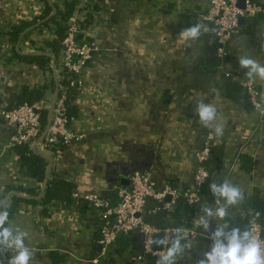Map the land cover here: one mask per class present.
I'll return each instance as SVG.
<instances>
[{
	"label": "crops",
	"instance_id": "1",
	"mask_svg": "<svg viewBox=\"0 0 264 264\" xmlns=\"http://www.w3.org/2000/svg\"><path fill=\"white\" fill-rule=\"evenodd\" d=\"M257 1L264 6V0ZM45 2L51 10L35 21ZM55 2L0 0V108L13 106L23 86L31 89L43 83L47 87L37 101L48 111L61 71V51L52 67L53 52L40 50L35 41L51 36L52 28L39 34L34 28L54 13ZM89 4L93 17L83 28L98 50L80 76L82 88L69 119L83 139L50 155L37 151L46 160L38 179L20 168L14 149L4 148L13 127L0 114V209L11 208L6 209L7 226L25 233V244L33 252L29 264H108L107 253L114 244L103 250V216L82 196L99 194L115 203L118 189L128 185L136 169L149 171L156 187L167 184L183 192L192 186L196 155L209 138L222 145L215 183L227 181L243 194L235 205L225 206V217L243 216L244 196L254 189L264 193V122L227 94L230 83L240 84L248 77L238 63L241 57L264 64V16L252 18L250 24L244 21L246 26L230 38L226 57L221 58L215 24L201 19L206 0H110L109 5L91 0ZM21 22L29 26L15 38L9 30ZM193 24L202 25L200 35L182 40L180 32ZM42 53L50 56L47 70L18 58ZM249 79L264 100V79ZM201 102L215 108L207 125L196 115ZM217 126L222 128L219 135ZM243 154L253 160L249 171L240 167ZM52 177L68 188L43 203ZM219 206L215 198L207 201L201 193L188 224H176L167 213L169 225L163 228L187 230L181 232L187 247L175 264H197L207 251L211 231L225 225V217L210 218L207 231L199 218L203 208ZM150 208L148 202V212ZM176 230L169 233L168 242ZM10 255L11 250L0 248V264H8ZM158 258L143 254L136 239L133 247L112 254V264H157Z\"/></svg>",
	"mask_w": 264,
	"mask_h": 264
},
{
	"label": "built area",
	"instance_id": "2",
	"mask_svg": "<svg viewBox=\"0 0 264 264\" xmlns=\"http://www.w3.org/2000/svg\"><path fill=\"white\" fill-rule=\"evenodd\" d=\"M90 1L77 0L76 9L71 15L65 36L61 40L59 61L60 69H63L64 73L60 71V74L56 75L55 90L57 89L58 93L56 96L52 95V108L50 114L46 116L45 123L41 124L40 117L46 107L40 101L0 108L3 119L13 127L4 144L5 149H14L18 145L27 144L31 150L34 148L36 151L40 150L49 154L54 153L57 144L73 145L83 139V133L70 125L66 115L67 88L63 80L69 79V85L75 87L78 94L82 88L80 76L83 69L98 50L97 43L79 36L82 31L85 32L80 17L90 11ZM101 1L103 5H109L110 2V0ZM206 1L207 7L201 14V19L215 24L217 54L221 58L226 57L230 38L239 32L240 16H243L245 21L256 16H264V6L255 4L254 0H242V6L238 4V0ZM240 84L253 111L258 113L261 121L264 122V100L261 98L257 86L248 77L242 79ZM217 142V140L209 138L197 153L198 164L192 186L183 192L167 184L156 187L149 171L136 169L130 173L128 185L118 189V200L115 203H110L99 194L83 195L82 198L98 208L103 216L100 227V242L103 245V250L111 246L118 236L137 233L140 236L143 254L160 257L168 245L169 233L176 229L154 225L147 220V216L159 209L169 213L180 197L185 198L188 203L194 206L199 203L202 187L208 177V171L203 162L209 155L210 146ZM148 202L151 203L149 212ZM247 230L264 241L261 225L255 219L249 220ZM159 232L164 234V245L154 249L152 246L153 235ZM180 232L186 234L187 230L180 229Z\"/></svg>",
	"mask_w": 264,
	"mask_h": 264
},
{
	"label": "trees",
	"instance_id": "3",
	"mask_svg": "<svg viewBox=\"0 0 264 264\" xmlns=\"http://www.w3.org/2000/svg\"><path fill=\"white\" fill-rule=\"evenodd\" d=\"M77 0H56L54 4V13L50 15L48 19L42 20L38 25L35 26L34 30L40 31L44 28H52L53 34L49 37H41L36 38L35 41L39 44L40 50H50L55 55V63L58 64V56L61 51V40L65 36L71 15L76 9ZM255 4L260 3L257 0H254ZM51 7L45 2L44 10L41 12L39 16L35 17V21L39 18L45 16ZM93 17V12L91 9L88 13L83 14L80 17V22L85 25V23L89 22V19ZM34 21V22H35ZM252 18L248 20L249 24L251 23ZM29 26L27 22H21L19 24L13 23L9 30L10 34L13 37H17L19 33L26 30ZM239 30L246 26V24L242 23L239 25ZM27 31V30H26ZM25 31V32H26ZM30 31V30H29ZM40 32H37L38 34ZM29 34V33H28ZM80 38L88 39V36L85 33L79 34ZM90 37V36H89ZM90 40V39H89ZM18 58L26 61L34 63L39 69L47 70L49 68L48 61L50 60V56L47 54H35V55H20ZM63 73V69L61 70ZM63 83L67 88V97L65 101L66 105V115L70 119V116L74 109V99L77 95V89L73 86L69 85V79H64ZM46 84L36 83L34 87L31 89H27L26 86H23V90L21 96L18 101L14 105L22 104V103H34L36 102L44 93L46 89ZM227 94L230 95L234 100L241 102L246 108L253 110L250 103L247 101L244 91L242 89L241 84L230 83L228 85ZM13 105V106H14ZM11 107V106H10ZM8 108V107H5ZM47 112L43 110L41 112V124L43 125L46 121ZM63 145L57 144L54 148V151L59 150ZM15 154L17 156L18 164L21 169L25 173L30 176L36 177L38 179H42L44 174V168L46 160L44 156L39 153L34 152L29 148L27 144L18 145L14 148ZM221 154H222V145L217 142L210 146V152L207 159L203 162L204 167L208 171V177L205 180V185L202 187V194L205 196L207 201H211L214 197L212 193L209 191V184L215 183V171H220L219 167L221 166ZM253 165V160L247 154H243L240 157V167L245 170H251ZM66 182L60 180L59 178L52 177L47 181L46 190L41 197L43 203H47L52 199L57 198V195L65 191L64 189L68 188L65 184ZM171 184V183H170ZM242 208L244 209V215H231L224 218V221L228 228L238 227L242 230H247L249 220L251 218L258 221L261 225V231L264 235V193L259 191V189H254L252 193L246 194L244 196V201L242 203ZM11 211V208H6ZM195 209L194 205L188 203L185 198L180 197L179 200L174 204L172 210L170 211V216L174 218L176 224L185 223L188 224L191 220L192 215L194 214ZM168 215L166 211L159 209L157 212L151 214L147 217V220L159 227H165L169 225L167 223V219L164 217ZM136 239H140V236L137 233L130 235H120L115 240L113 249L108 251V264H112V254L117 252H123L124 250H128L133 247V241Z\"/></svg>",
	"mask_w": 264,
	"mask_h": 264
},
{
	"label": "clouds",
	"instance_id": "4",
	"mask_svg": "<svg viewBox=\"0 0 264 264\" xmlns=\"http://www.w3.org/2000/svg\"><path fill=\"white\" fill-rule=\"evenodd\" d=\"M202 25L193 24L180 32V37L184 41L195 40L201 31ZM242 68L247 69L246 75L264 79V64L244 56L238 61ZM196 115L202 125H207L215 117V108L210 104L198 103ZM215 132L219 135L222 128L217 126ZM209 191L215 198V202L220 205L215 209L205 207L199 218L200 226L207 231L210 218L222 220L226 215L227 205H235L242 199V192L239 187L224 181L222 183H210ZM223 202V203H221ZM8 211L0 209V248L11 250L12 255L8 259V264H29L33 252L25 244V233L13 230L7 226ZM183 236L180 229L169 239L163 254L158 258L157 264H175L176 259L184 251L187 245L182 243ZM211 243L197 260V264H264V241L258 236L251 234L249 230H242L238 227L228 228L227 225H218L210 233ZM164 245L163 238L157 241Z\"/></svg>",
	"mask_w": 264,
	"mask_h": 264
},
{
	"label": "water",
	"instance_id": "5",
	"mask_svg": "<svg viewBox=\"0 0 264 264\" xmlns=\"http://www.w3.org/2000/svg\"><path fill=\"white\" fill-rule=\"evenodd\" d=\"M238 4H239L240 6H242V0H238ZM53 10H54V9H53ZM244 21H245L244 17H243V16H240V17H239V24L244 23ZM52 56H53V58H52V60H53V61H52V67H54V63H55V62H54V55H52ZM57 93H58V91H57V89H56V90L54 91V96H56ZM51 108H52V103H51V105H50V107H49V109H48V111H47V115L50 114V112H51ZM32 150H33L34 152L37 153V151H36L34 148H32ZM47 169H48V167H47ZM163 236H164L163 232H159V233H156V234L153 235L152 246H153L154 249H158V248L161 247V245L158 244L157 241H158L159 239L163 238ZM102 246H103V245H102Z\"/></svg>",
	"mask_w": 264,
	"mask_h": 264
},
{
	"label": "rangeland",
	"instance_id": "6",
	"mask_svg": "<svg viewBox=\"0 0 264 264\" xmlns=\"http://www.w3.org/2000/svg\"><path fill=\"white\" fill-rule=\"evenodd\" d=\"M52 32V31H51Z\"/></svg>",
	"mask_w": 264,
	"mask_h": 264
}]
</instances>
